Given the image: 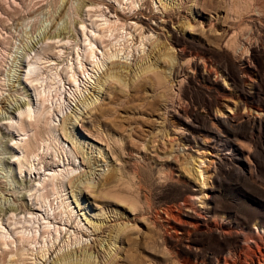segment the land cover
<instances>
[{
	"label": "rangeland",
	"instance_id": "obj_1",
	"mask_svg": "<svg viewBox=\"0 0 264 264\" xmlns=\"http://www.w3.org/2000/svg\"><path fill=\"white\" fill-rule=\"evenodd\" d=\"M102 1L108 0H0V235L11 243L15 222L46 216L54 237L53 229L60 228L61 238L68 230L43 264L65 254L94 264H264V0H250L247 12L243 0L238 8V0H133L124 10L109 0L125 15L142 11L159 28L117 20L109 40L94 41L90 32L104 17L115 21ZM61 27L68 30L63 39H47ZM124 33L131 36L118 39ZM88 39L96 43V67L85 58ZM158 48L172 58L183 53L174 64L160 63ZM115 49L118 57L102 58L101 51ZM155 63L166 82L157 90L151 74L135 77ZM66 65L75 69L76 83L67 80ZM110 72L121 80L103 84ZM51 73L66 97L58 112L52 96L45 101L54 134L41 123L39 133L34 118L20 132L15 108L25 104L37 115L34 87L48 89L30 81ZM28 138L33 155L22 145ZM198 149L206 152L204 187L194 173ZM62 163L75 167L73 180L64 179L62 191L40 189L44 169L58 172ZM111 169L115 191L136 196L138 209L96 189ZM78 182L89 187L80 192ZM41 227L33 229L37 237ZM51 236L45 234L48 243ZM24 244L3 247L14 253ZM26 248L21 257L30 263Z\"/></svg>",
	"mask_w": 264,
	"mask_h": 264
},
{
	"label": "bare ground",
	"instance_id": "obj_2",
	"mask_svg": "<svg viewBox=\"0 0 264 264\" xmlns=\"http://www.w3.org/2000/svg\"><path fill=\"white\" fill-rule=\"evenodd\" d=\"M106 1V0H105ZM114 1H116L117 2V4L120 6V5H122V9L124 10V6H128V5H130L131 6V4H134L135 3V1H137V0H135V1H133V0H114ZM249 1L250 0H243V2L242 1H240V0H238L237 2H236V7L238 8V6L239 5H241V3H243L242 5H241V7L240 8H242L241 10H244L245 12H247L248 10H249ZM101 2V1H100ZM103 2V1H102ZM241 2V3H240ZM103 4H106V6H107V8H109V12H110V14L112 13V14H114V18H115V21H111L110 19H108V18H106V17H104L103 18V21L100 23V24H98L97 25V30L95 31V30H93V33L92 32H90L91 33V35H92V39L95 41H102L104 38H106L107 39V37H109L108 38V40L110 39V37L113 35V31L115 30V29H118V28H116L115 27V25H113L117 20H121V21H123V22H125V26H126V23L129 21L130 23L129 24H133L134 25V27L136 26H138L136 29H139V30H142L143 28L145 29V28H147L148 30L147 31H155V30H158V28L159 27H153L152 26V24H149L147 21H145V19L143 20V15H144V13L142 12V11H140V12H137V13H135L134 15H125V14H123V13H121V11H119L118 9H117V7H115V5H114V3L113 2H111V1H107V2H103ZM135 5V4H134ZM165 6V5H164ZM236 8V9H237ZM108 12V13H109ZM242 12V11H241ZM103 17V16H102ZM154 17V16H153ZM153 17H151L152 19H153ZM148 20H150V19H148ZM111 22H114L113 24L111 23ZM138 22H141V23H138ZM113 25H111V24ZM116 24V23H115ZM139 24H142V25H139ZM144 26H146V27H144ZM161 26H163V25H161ZM122 28H123V26H122ZM62 29V30H61ZM61 29L58 31V32H56V33H54V32H52V33H54V34H51V35H49L48 37H47V39L48 38H51V39H53V38H58V37H60L61 35H62V39L65 37V35L67 34V32L66 31H68V30H64V29H66V28H62L61 27ZM91 31V30H90ZM65 32H66V34H65ZM109 34V35H108ZM125 35L123 36V35H121L120 37H118V39L119 38H122V37H124V38H126V35H130V33H124ZM156 34V33H155ZM87 35V34H86ZM158 35V34H157ZM131 36V35H130ZM143 37H146V35H145V32L143 33V34H141L140 36H139V38L140 39H143ZM156 38H158V36H156ZM55 39H53V40H55ZM61 39V40H62ZM114 39V41H112V42H110V44L112 45V46H115V45H113V43L115 44V42H117L118 40H116L117 38L116 37H114L113 38ZM113 39H111V40H113ZM128 39V38H127ZM60 40V39H59ZM152 41V40H151ZM59 42V41H58ZM102 43V42H101ZM118 43V42H117ZM87 47H86V49L87 50H85V58H87L88 59V61H90V63L92 64V65H90V66H92V67H96V66H98V64H99V60L100 59H98V57H97V53L94 51V48H93V44H96V43H92V40L91 39H88V41H87ZM86 44H85V46H86ZM235 42L233 41L232 42V46L234 45L235 46ZM63 45V44H62ZM158 46V45H157ZM89 47V48H88ZM95 47V46H94ZM98 47H96V49H97ZM121 50H117V49H115V52L113 51H109V50H106V53H104V52H100V54L102 55V58H106V60L107 59H112V58H114V57H118L119 56V52H120ZM182 50H180V53H178V54H176V55H174V58H172V57H169L168 55H165V54H160V49L158 48V56L156 57L157 58V62H160V63H167V61H168V59H170L171 60V62H172V64H174L175 63V58L177 59V60H179L180 58H181V56H182ZM77 56V55H76ZM28 57V56H27ZM79 57V56H78ZM183 58V57H182ZM90 59V60H89ZM79 62V66L77 67V69H79L80 70V72H81V74H83L84 75V72H85V70L83 69V65H82V62H80V61H78ZM87 62V61H86ZM77 63V62H76ZM34 64L35 63H33L32 61H29L28 62V66H29V68H30V72H31V69L33 68V67H35L34 66ZM71 65H73V64H71ZM152 65H154V66H152ZM150 64V65H148V66H146V67H142L139 71H138V73H136L135 74V77L136 78H140V77H142V76H145V75H148V74H151L152 75V77H150V81H151V83H152V87H153V90H157V89H159V88H163V87H165V84H166V82H165V80L163 79V75L161 74V71H165V69H163L161 66H157V64L155 63V64ZM49 67V66H48ZM141 67V66H140ZM172 67H173V65H172ZM34 69V68H33ZM32 69V70H33ZM56 69H58V68H56ZM64 69V68H63ZM69 71H67V70ZM66 71L70 74V72H71V74L69 75V78L67 79V80H69V82L71 81V82H73V83H76L77 82V78L75 77V75H76V73H75V69H72V67H69L68 65H66ZM64 70V72L66 73V71ZM78 70V71H79ZM50 71V70H49ZM55 71H57V70H55ZM77 71V72H78ZM112 71V70H111ZM34 72V71H33ZM52 73H53V71H51ZM50 74L51 76H50V78L49 79H43L42 78V76L41 75H35L32 79H31V81H30V84H31V86H33L32 85V82H34L35 83V86H36V84H39L43 89H45L44 87L46 86V88L48 89V91H49V93H51V91L53 90L54 91V93L53 94H47V95H49V96H47V95H45L46 93L44 92V91H42V92H38V89H37V87H34V89H35V95H36V101H37V108H36V114L37 115H35V114H33L32 112H34L33 110H30V109H28V110H24L23 109V105H25V104H23L22 106H18V107H16L15 108V111H18L17 113H18V115H16V116H18V117H20V119H19V121H20V124H19V128H20V132H22V131H25V122L27 121V120H29L30 121V118L32 119V118H34V120H35V124L37 125V126H40V127H38V130H39V133H40V130H41V127H42V125H44L45 127L47 126L48 128V132H49V134H54L53 133V129L51 128V127H53V122H52V120H50V119H48V117H49V115L51 114L50 113V107H46V105H45V103L47 102L46 100L48 99L47 97H49V99L51 98V96H52V99L51 100H53L54 101V99L56 100L55 102H56V106H55V110H56V112H58L57 110H59V111H62V107H64V105H65V102H66V97H65V95H63L64 93H62V91H63V88L61 87V85H59L60 83L59 82H61V81H59V82H57L58 80H56L57 78H56V74H54L55 76H53V74ZM64 73V74H65ZM120 75V74H119ZM118 75V73L117 72H110L109 74L107 73L106 74V76H105V78H104V81H103V84H105V83H109V82H111V81H115V82H117V81H119V80H121V79H119V76ZM46 76V75H45ZM49 77V76H48ZM66 77H67V75H66ZM44 80V82L46 81H48L47 82V84L46 85H43V84H45L44 82H43V80ZM84 78L86 79V76L84 75ZM28 79H30V78H28ZM41 79V80H40ZM59 79V78H58ZM59 80H61V79H59ZM43 83V84H42ZM57 83H59V84H57ZM71 84V83H70ZM102 84V85H103ZM98 89L99 90H101L102 89V87H98ZM104 90V89H103ZM52 91V92H53ZM45 93V94H44ZM62 95H63V97H64V99L62 98ZM48 99V100H49ZM46 101V102H45ZM27 105H28V103H27ZM45 105V106H44ZM89 104L88 103H84V106H85V109H86V106H88ZM22 107V108H21ZM53 111V110H52ZM15 113V112H14ZM62 113V112H61ZM56 115V114H55ZM35 116H38L37 117V119L35 118ZM58 117V116H57ZM10 118V117H9ZM12 119V118H11ZM44 120V122H42ZM75 122H80V121H78V120H74ZM42 125H41V124ZM21 135V134H20ZM35 137V136H34ZM12 141V140H11ZM15 144H17V143H15ZM18 145V144H17ZM23 145V148L25 149V151H27V153H30L31 152V154L33 155L34 154V149L33 150H31V147H32V144H31V142H30V139L28 138V140H26V141H24V144H22ZM33 148V147H32ZM30 150V151H29ZM33 151V152H32ZM195 154H196V160H194V164H195V161H197V165H196V167H194V173L196 174V177L198 178V179H200L201 180V184H202V186L204 187V185H205V181L207 180V177H205L204 175L206 174V172H205V170H203L202 169V167L204 166V164H205V156L204 155H206V152L205 151H200L199 149L197 150V151H195ZM209 154V153H208ZM35 156H36V154H35ZM14 157V156H13ZM74 157V156H73ZM18 160V162H19V166H20V168L22 169V161H20L19 159H17ZM40 163H42V162H40ZM62 165H63V167L65 166L63 163H62ZM67 165H69V163L67 164ZM71 165H74V163L72 162L71 163ZM66 167V166H65ZM35 169V168H34ZM113 169V168H112ZM107 170L108 172L106 173V174H102V178L99 180V182L97 183V186H96V189H99V190H101V191H104V193H105V195H112V196H114V197H116L117 198V200H119V202H125V203H127V204H129V207L131 208V210H134V209H138L139 208V203H138V200H137V198H136V196H134L133 194H130L129 192H124V193H120V192H116L115 191V189H114V187H113V185H114V183H113V181H112V179H113V177H114V171L113 170ZM36 170H37V173H39V171L38 170H40V169H37L36 168ZM35 171V170H34ZM44 171L45 172H47L48 171V173L47 174H45V176L46 177H44L43 178V186L42 185H40V183H39V185L40 186H42V187H40V189H45V188H48V186L49 185H51V189L53 190H57V191H62V189L64 188V185H63V180L64 179H66L67 178V181H66V183L68 182H71L72 180H73V178H74V174L76 173V169H75V167H72V168H69V167H66V168H63V170H59L58 172H55V171H52L51 169H44ZM43 171V172H44ZM36 172V171H35ZM51 172V173H50ZM78 183H81V182H78ZM78 183L76 184V185H73V186H75V188H78ZM81 186H83V188L81 189L80 187H79V191L81 192L84 188H88L89 187V185L86 183H81ZM93 188L95 187V186H92ZM37 188V187H36ZM40 189H38L37 188V190L39 191ZM36 190V191H37ZM77 190V189H76ZM1 191V190H0ZM41 194V193H40ZM60 194V193H59ZM60 197V196H59ZM62 197V196H61ZM45 198H47L46 196H44L43 197V199H45ZM115 198V199H116ZM79 205H80V201L77 199V201H76ZM22 205V204H21ZM25 205V204H24ZM44 205V204H43ZM43 205H42V207H43ZM61 205H63V200H62V203H61ZM60 205V206H61ZM27 206V208H25ZM24 208H22V209H27V210H29V209H32V210H37V207L35 208V207H32L31 205H26ZM49 206V209L50 210H54L55 208H52L51 207V205L49 204L48 205ZM65 206H66V204H65ZM68 206V205H67ZM11 207V206H10ZM22 207V206H21ZM16 208H17V206H16ZM15 207L13 208L14 210L16 209ZM39 208V207H38ZM57 209H58V207H57ZM61 209V208H60ZM2 209H0V211H1ZM17 210V209H16ZM19 210V209H18ZM25 210H23V212L25 211ZM3 211V210H2ZM10 211H12L11 209H10ZM13 213H14V211H12ZM54 212V211H53ZM71 212V211H70ZM4 213V212H3ZM28 215H33V212H30V211H28ZM47 213V212H46ZM64 213H65V211H64ZM73 213V212H72ZM35 214V213H34ZM54 214V213H53ZM59 214H62L61 212H59ZM59 214H56V215H54L53 216V218H57V216L59 215ZM4 215H5V213H4ZM48 215V214H47ZM67 215V214H66ZM71 213H69L68 215H67V219L65 220V222L66 223H68V222H71ZM11 216H13L12 214H11ZM15 216V215H14ZM49 216V215H48ZM0 217H1V215H0ZM4 217V216H3ZM16 217V216H15ZM29 218V217H28ZM35 218V217H34ZM3 219V218H2ZM33 219V218H32ZM31 218L30 219H28V220H24L23 222L24 223H26V221H29V222H35L36 223V221L38 220V222H37V226H35V223L34 224H30L29 222V224H30V226H29V224H22L23 222H19V221H17V222H15V224L17 225V226H15V224L13 225L14 226V228H13V233L15 234L16 233V237L15 238H11L12 240L10 241L12 244L14 243L15 244V242H17V241H19V242H22V244H24V242L26 243V244H24V245H27L28 244V246H30L29 248H26L24 245H22V247H17L16 246V249H15V251H14V253H13V250L12 249H6V248H8V245L9 244H11V243H8L9 241H7L5 238H6V236L5 235H0V245H1V250H0V261H2V262H5V263H3V264H39V261L40 262H42V264L43 263H46V261H47V259L50 257V255L55 251V249L57 248V246H59V243H60V241H63L62 240V238H64V236L66 235V233L68 232V230L64 233V235H63V237L61 238V230H60V228L58 227L57 229H53V231L55 232V237L53 236V233H52V231L50 230V226H51V221H50V219L46 216V218L45 217H42L40 220H44V221H42V222H40L39 223V219H37L36 221L33 219L32 220ZM63 219V218H62ZM61 219V220H62ZM21 220V219H20ZM47 220H49V221H47ZM13 221V220H12ZM63 221V220H62ZM1 222V221H0ZM73 222H74V220H73ZM18 223H20V224H22V225H18ZM1 224V223H0ZM72 224V223H71ZM71 224H70V226H71ZM77 226H79V222L77 221ZM12 226V227H13ZM42 226V227H41ZM35 227H37V229H39L40 227L42 228V234L40 233L39 234V236L37 237V235L36 234H34V231L36 230V232H39L37 229H35V230H33ZM19 228V230H17ZM75 228V227H74ZM98 229V228H97ZM33 230V231H32ZM125 230V227H120V228H118L117 230H114V231H112L113 233H115L114 234V238L116 239V238H119L120 237V235H121V233L123 232ZM31 231L33 232L32 234H31ZM1 234H3L2 232H0ZM50 234V235H52L51 237V240H49V243H50V247L48 246V242H47V240H45V234ZM76 233H79V232H76ZM11 234V233H10ZM8 235V234H7ZM58 235H59V237H60V240H59V242L57 243V246H55V241L58 239ZM78 236H79V234H78ZM11 237V236H10ZM82 236H80V238H81ZM76 240H78V237L76 238ZM24 241V242H23ZM65 241V240H64ZM63 241V242H64ZM8 244V245H7ZM39 244V245H38ZM3 246H6V248L5 247H3ZM10 246V245H9ZM3 247V248H2ZM11 247H12V245H11ZM54 247V248H53ZM13 248V247H12ZM15 248V247H14ZM13 248V249H14ZM24 248H26V252H28L29 251V253L28 254H30V255H28L29 257V259H30V261H32V262H30V263H28V262H23L25 259H23V257H21L25 252H23L24 251ZM53 248V249H52ZM23 249V250H22ZM28 249V250H27ZM21 250H22V253H21ZM19 251V252H18ZM49 251H50V253H49ZM49 255H48V254ZM8 254H10L9 255V258L7 259V255ZM113 254H114V252H113ZM12 255V256H11ZM14 255V256H13ZM47 256V257H46ZM27 257V256H26ZM6 258V259H5ZM27 258V259H28ZM2 259V260H1ZM4 260V261H3ZM22 262V263H21ZM53 264H94V262L93 261H90L89 260V258L88 257H85L82 261H81V259H75V260H73V259H71V255L70 254H65V255H63L62 257H60L59 259H57L56 261H54V263Z\"/></svg>",
	"mask_w": 264,
	"mask_h": 264
}]
</instances>
